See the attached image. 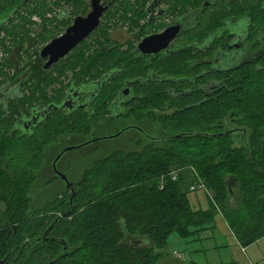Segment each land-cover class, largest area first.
Here are the masks:
<instances>
[{
    "label": "trees",
    "instance_id": "obj_1",
    "mask_svg": "<svg viewBox=\"0 0 264 264\" xmlns=\"http://www.w3.org/2000/svg\"><path fill=\"white\" fill-rule=\"evenodd\" d=\"M40 1L0 0V36L7 30L6 37L13 38L17 45L22 38L21 32L7 29L10 24L7 27L4 23L18 17L20 26L28 17L20 14L25 8L31 15L50 13L40 7ZM68 1L71 0H52L51 3L61 5ZM126 1V8H130L132 3ZM242 1L243 4L240 1L233 3L231 12L226 4L221 5L222 10L207 17L205 24L196 21V17L192 32L198 35L192 37V41H197L204 33L206 40L213 43L226 16H231L232 12L243 16L247 12L253 19L254 59H247L238 66H222L215 75L200 78L190 96H170L172 93L168 88L177 87L174 82L169 85L165 84L169 81L138 84L145 96L141 102H135L132 112L141 121L147 116L158 127V132L167 137L151 143L132 138L131 148L109 151L104 161L89 169L85 181L78 185L74 200L76 209L71 215L59 218L52 228L48 226L56 215L51 214L48 220L39 219L37 208L53 205L52 208L60 212L59 208H65L66 203L58 204L50 197L49 201L37 205L32 192L39 170L30 171L24 163L15 164V155L21 149V154L37 164L41 157L45 160L49 152L55 154L53 145L75 128L66 116L61 119L54 116L57 120L53 122L49 121L54 118L50 116L41 128L26 137L18 130L17 121L8 116L9 110L6 107L0 110V264H164L165 249L171 236L193 238L200 229L215 222L216 207L224 211L226 222L242 247H249L264 237V3ZM203 2L190 1L191 9H197L198 16ZM5 41L0 40V48L8 55L12 47L9 48ZM229 44L231 40L225 35L215 43L224 50H228ZM18 54L21 60V51ZM194 58L191 52L190 66L197 62ZM184 61V55L180 54L162 61L159 67L170 75L182 74L188 69ZM1 65L14 71L17 69L8 56ZM58 68L63 69L58 74L62 75L67 69L73 71L74 66L66 63ZM192 68L190 74L198 75L202 74L204 66ZM17 77L7 78L17 81ZM214 80L216 85L211 83ZM32 100L26 98V102ZM56 100L58 98L52 101ZM42 101L47 103V100ZM28 108L25 105V111ZM44 129L46 131H42ZM228 130L234 134L224 135ZM182 133L185 135L175 137ZM52 137L57 140H51ZM31 142L43 146L41 153L32 154L31 148L29 152L24 150L23 147H31ZM25 144L29 146H23ZM235 160L247 171V175L241 174L247 206L236 212L227 207L230 193L227 180L221 174L223 163ZM194 163L198 165L200 178L193 175ZM174 171H179L177 179L170 175ZM18 177L28 182L23 189ZM200 180L209 181L214 191L211 194L214 198L212 202L210 200L214 205L208 210L194 207L190 199V186ZM44 230L56 240H49L44 249L37 246L38 250L30 258L24 242L27 237H37ZM126 234L146 237L152 244L143 248L131 247L124 243ZM74 243L82 245L72 250ZM66 246L68 251H65Z\"/></svg>",
    "mask_w": 264,
    "mask_h": 264
},
{
    "label": "flooded vegetation",
    "instance_id": "obj_2",
    "mask_svg": "<svg viewBox=\"0 0 264 264\" xmlns=\"http://www.w3.org/2000/svg\"><path fill=\"white\" fill-rule=\"evenodd\" d=\"M129 1L132 6L126 8L128 6L126 0H102L105 6L108 4L110 6L103 14L101 25L48 71L45 67L50 58L43 57L41 50L53 38L64 35L76 18L87 16L93 9L92 0L62 2L61 4L65 6L55 9L54 14L41 16L39 22H34L28 16L24 21L23 30H19L22 35V38H19L20 42L17 45L12 42V52L6 54L17 68L10 77L15 79L18 76L17 81L22 80L17 87L10 86L11 84L7 87L0 86V110L3 111L6 107L10 117L12 101L16 97L26 98L24 95L26 92H22V89L31 88L32 84L39 87L45 85L51 77L50 72L63 64L69 63L74 66L72 69L75 72L65 96L48 104L39 100L32 108L30 107L32 102L29 101L26 104L29 105L28 110L24 111L17 121L18 130L26 137L41 128V125L47 122L42 123V121L50 116H58L60 119L66 116L70 118L75 128L53 145V151H57L52 162L53 174L46 179L45 184L56 186L59 192L51 198L57 200L58 204L65 203V199L68 198L69 207L59 208L60 212L54 208L53 214L56 218L48 228H52L63 215L73 213L76 209L74 200L78 185L85 181L89 169L98 162L104 161L103 158L109 151H114L116 148H131L132 138L138 137L144 143H151L167 137L158 132V127L147 116L141 121L132 112L135 102H141L145 96L138 89V84L153 85L169 81L171 83H165L169 85L174 82L177 83V87L168 88L169 93H172L170 96L175 94L176 97L190 96L195 91L196 84H199L200 78L215 75L222 66H238L247 59H254L256 55V44L251 42L253 19L247 12L243 16H238L236 12H232L229 17L226 16L224 25L215 33L216 38L213 43L206 40L204 33L197 37V41H192V37L198 35L192 32V24L195 23L196 17H198L196 21L201 20L205 24L207 17L222 10L221 5L226 4L228 11L231 12L233 3L240 1L243 4L242 0H204L199 16L197 9H191V0ZM255 2L264 3L263 0H255ZM115 12L120 13L118 20L110 26L108 19ZM124 13H128L130 19L121 17ZM134 26L137 29L133 28ZM172 26H179L180 32L171 39L167 48L155 52L153 50L159 45L154 41L151 44L145 43L146 39L162 35ZM33 27L40 28L41 32L37 33ZM178 30L179 28L175 27L171 33ZM224 35L231 40L228 50L215 45ZM19 51L23 54L22 61L19 60ZM14 52L16 57L12 58ZM191 52L197 61L192 63L193 66L189 64ZM207 52L212 55H208ZM180 54L184 55L188 69L177 75L163 72L164 69L159 67L160 63ZM20 63H23L22 67ZM195 65L204 66L202 74H190V68L194 70L192 67ZM95 69L98 75L91 77ZM13 79L12 83L17 84L18 82ZM211 83L216 85L215 80ZM7 88L10 89L8 92H6ZM167 110H171L169 105ZM68 148L71 149L61 156L57 170L67 176L72 184L70 187L54 169L55 159ZM74 151H82L80 155L83 157L73 159L70 152ZM46 208L48 207L40 206L37 209L44 211ZM49 240L56 238L49 236L48 231L44 230L37 237H27L24 248L32 258L31 256L38 250L37 246L41 249Z\"/></svg>",
    "mask_w": 264,
    "mask_h": 264
},
{
    "label": "rangeland",
    "instance_id": "obj_3",
    "mask_svg": "<svg viewBox=\"0 0 264 264\" xmlns=\"http://www.w3.org/2000/svg\"><path fill=\"white\" fill-rule=\"evenodd\" d=\"M51 1L52 0H41L39 2L40 4H42V6H40L41 8L46 9L47 11H50L49 14H54L55 9H60L61 7L65 6V4H61V5L52 4ZM20 14L24 16H30L31 20H33L34 22H39L40 17H41V15H39L38 13H34L36 15H31L32 13L29 12L26 8L23 9ZM119 14H120L119 12H115L108 19L110 26L111 24L115 23L118 20ZM121 17L130 18L128 13L122 14ZM17 18H14L12 22H9L10 21L9 19L4 23V25L7 27L10 24V26L7 29L14 30V31L23 30L24 22H22V24L18 26L19 21L17 20ZM33 28L35 31H37V33L41 32L40 28H35V27ZM133 28L137 29L136 26H134ZM6 33H7V30L2 32L0 36V40L6 39L5 41L6 45L9 48H11L13 38L6 37ZM6 57H7L6 51H3V49L0 48V70H1L0 71V86L7 87V85L11 84L10 86L16 85L17 87L18 85L21 84L22 80L19 79V82L17 84L12 83V79L10 80L11 77L10 78H7V77L10 76L14 70L10 68H6L3 65H1V63L3 62V60H5ZM14 57H16V52L13 53L12 58ZM22 58H23V54H22ZM20 61H22V59ZM20 65H21L20 67H22L23 63H20ZM62 70L63 69L58 68V69L53 70V72H50V76H51L50 80L45 85L38 87L37 85L32 84L31 88L28 87L27 89H22V92L24 93L26 92L24 95L26 96V98H29V99L31 98V100L34 98L36 99L41 98V100H47L46 104H48L49 101L57 99L61 96H65L68 92V88H69L68 86L71 84L70 79L73 77L74 71H70L67 69L65 70L64 74L58 75L59 72H61ZM97 75H98V72L95 69L91 73V77H96ZM8 90L10 89L7 88L6 92H8ZM26 98L16 97L10 104L12 108V118H14L15 121H18L22 113H24L25 111V105L28 104V102H26ZM36 104H37V100H32V103L30 106H34ZM14 106L16 107V109L14 108ZM47 119L48 118H46V120ZM46 120H43L42 123H44ZM52 120L56 121L57 118L55 120V117H54L53 119L49 121L53 122ZM42 131H46V130L44 129ZM51 140L56 141L57 139L56 137H52ZM34 143H37V142H31L29 144L31 145V147H23L24 150H27L29 152V149L31 148L32 154L38 153V152L41 153L43 146L39 145L38 143L37 144H34ZM26 145L29 146L28 144H25L23 146H26ZM19 152L15 155L16 156V159L14 162L15 164L20 162V163H24V165H26V167H28L30 171L37 170V169L39 170L38 171L39 173L37 176V182L35 183L33 193H32V197L34 198V200L35 198L37 200L36 204L39 205L40 202L42 201H46V202L49 201L48 199H50V197H54L55 194L59 192V189H56V186H48V185L46 186L47 183L45 184V181H47L46 179H48L53 174L51 170L52 162L55 158L57 151L55 154L54 152H49V154L45 157V160L41 157L42 159L40 158V161H38L37 164H36V161L31 162L29 160L30 158L27 159L24 154H21L23 150L20 149ZM80 152L82 151L70 152V155L72 156L73 159H80L81 157H83L80 155ZM70 155L69 157H71ZM216 158L217 157H215V159ZM217 163L218 161L216 159L215 164ZM193 165L191 169L194 171V172L192 171L193 175L196 176L197 178L202 177L201 173L197 169L198 167L197 163H194ZM233 166H235V169L239 170L240 172H236ZM9 171L13 172V170L11 169H9ZM246 172L247 171L245 170V168H242V167L240 168L238 160H235L232 163L230 162L223 163L222 171H221L223 178L228 181L231 177L235 176L234 178L237 179V184H235V186L233 187L234 201L233 202L231 201V196L227 200V207L231 211L236 212V211L244 209L247 206L245 196H244V191H243V185L241 183V179H242L241 174L244 173L247 175ZM196 174H198L199 176ZM18 180L20 181L19 183L21 184V187L25 186L28 183L24 181L23 179H21L20 177H18ZM30 185H31V182H29V186ZM206 185H207V189H205L204 191L199 190L196 192H192L190 190L191 194L189 193V195L192 201V205L198 209L208 210L210 206L212 208V206L214 205L213 203L210 204V200L212 202L214 198L211 196V194H214V191L209 181H206ZM191 187L192 185L190 186V188ZM184 191H187V190L184 188ZM65 203H66L65 209H67L69 207L68 198L65 199ZM52 207L54 206L52 205L46 208L44 211L38 210L36 214L37 218L48 220L51 214L54 215L53 213L55 212L54 208ZM5 210L6 208H3V211ZM216 211H217V215L215 217V222H214L216 225L215 229H216V232H219L220 235L222 236L223 242H217V240L214 238L213 239H200V238L198 239V235H200L203 232L202 230L211 228L212 223L200 229L197 232L198 234L193 236L192 239H182L177 234H174L169 239L168 246L165 249V254H164L165 256H164L163 263L164 264H210V263L218 264V263H227L230 261H236L238 264H264V238L261 239L260 241H257L256 244H252L247 250L244 251V249L241 247V245L237 241L236 236L232 233L231 229L229 228V225L225 221V218L227 219V217L224 215L225 214L224 211L220 209V207L219 208L216 207ZM222 214L224 215V217ZM200 231L202 232L200 233ZM210 231H212V229ZM81 245L82 243H74L72 244L71 248L72 250H75L79 248Z\"/></svg>",
    "mask_w": 264,
    "mask_h": 264
},
{
    "label": "water",
    "instance_id": "obj_4",
    "mask_svg": "<svg viewBox=\"0 0 264 264\" xmlns=\"http://www.w3.org/2000/svg\"><path fill=\"white\" fill-rule=\"evenodd\" d=\"M109 6H110L109 4L105 6V4L102 3V0H92L93 9L87 16H80L76 18L74 24L67 29L64 35L53 38L52 41L41 50L40 53L43 57L50 58L49 61L46 63V67H45L46 71L50 70L54 65L58 64L61 59L66 57L68 54H70V52L73 50L74 47H76L83 39L89 36L94 30H96L101 25V19L103 17V14L109 8ZM192 26H194V24ZM175 27H178L179 30L176 31L175 33H171V30ZM179 32H180L179 26H172L164 34L152 36L146 39L145 43L151 44L154 41L159 46L155 48L153 51L158 52L164 48H167L171 39L174 38ZM196 134L202 136L213 135L209 133H196ZM232 134H234L232 130H228L224 133V135H228V136ZM182 135L185 134L182 133L176 135L175 137ZM70 149L71 148H68L62 151L54 161V169H56V172L67 182L68 187H70L72 184L68 181V178L65 174L57 170L58 169L57 163L61 158V156ZM235 184H237V179H235L234 177H231L227 181L228 190L232 197H234L233 187L235 186ZM124 243L131 247H139V248L150 246L152 244L151 240L146 237L132 236L130 234H126ZM65 251H68V247L65 248Z\"/></svg>",
    "mask_w": 264,
    "mask_h": 264
},
{
    "label": "crops",
    "instance_id": "obj_5",
    "mask_svg": "<svg viewBox=\"0 0 264 264\" xmlns=\"http://www.w3.org/2000/svg\"><path fill=\"white\" fill-rule=\"evenodd\" d=\"M231 195L229 194V197H230ZM231 201L233 202L234 201V197H232L231 196ZM223 215V214H222ZM224 217V216H223ZM225 221H226V219H225ZM227 224L229 225V223H228V221H227ZM216 225H215V223H212V227L211 228H209V229H205V230H202V231H200V235H198V239L200 238V239H216L217 240V242H223L222 241V236L220 235V233L219 232H216V227H215ZM229 228L231 229V231H232V233L235 235V233L233 232V230H232V228L230 227V225H229ZM212 229V231H210ZM198 233H196V235H197ZM236 236V235H235ZM237 238V237H236ZM264 238V237H263ZM262 238V239H263ZM190 239H192V238H190ZM261 240V239H260ZM260 240H258V241H260ZM237 241H238V239H237ZM239 242V241H238ZM257 242H255L254 244H256ZM240 244V243H239ZM251 246V245H250ZM249 246V247H250ZM211 247V246H210ZM209 247V248H210ZM242 247V246H241ZM249 247H246V248H244V247H242L243 249H244V251L245 250H247ZM210 264H215V263H210ZM218 264H238L236 261H230V262H227V263H218Z\"/></svg>",
    "mask_w": 264,
    "mask_h": 264
},
{
    "label": "built area",
    "instance_id": "obj_6",
    "mask_svg": "<svg viewBox=\"0 0 264 264\" xmlns=\"http://www.w3.org/2000/svg\"><path fill=\"white\" fill-rule=\"evenodd\" d=\"M178 174H179V171H174V172H171L170 175L173 179H177L178 177ZM165 177H163L162 181H161V184L163 186L164 182H165ZM192 191L196 192V191H199V190H205L207 189V185L204 181L200 180L199 182H197L196 184L192 185L191 187ZM209 191V190H208Z\"/></svg>",
    "mask_w": 264,
    "mask_h": 264
},
{
    "label": "bare ground",
    "instance_id": "obj_7",
    "mask_svg": "<svg viewBox=\"0 0 264 264\" xmlns=\"http://www.w3.org/2000/svg\"><path fill=\"white\" fill-rule=\"evenodd\" d=\"M190 190L192 191V189L190 188ZM193 192V191H192Z\"/></svg>",
    "mask_w": 264,
    "mask_h": 264
}]
</instances>
